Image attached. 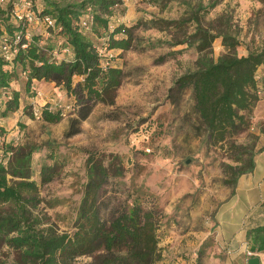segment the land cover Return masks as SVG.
Masks as SVG:
<instances>
[{
	"label": "rangeland",
	"instance_id": "rangeland-1",
	"mask_svg": "<svg viewBox=\"0 0 264 264\" xmlns=\"http://www.w3.org/2000/svg\"><path fill=\"white\" fill-rule=\"evenodd\" d=\"M46 1L66 4L81 0H35L36 9L41 10ZM112 1L115 4L101 7L100 12L112 27L123 24L132 28V43L110 47L104 34L94 30L85 34L104 61L123 70L114 103L85 101L79 96L78 103L55 82H39L30 92L32 87H26V76L19 70L13 85L21 92L22 105L31 103L28 111H39L49 103L52 110L62 112V117L58 122H46L19 109L0 119V147L12 139L39 146L29 178L37 182V199L29 206L37 218L36 226L58 233L74 231L86 182V158L93 153L105 164L116 159L123 169L121 176L110 177L99 192L98 208L104 223L128 208L135 198L144 209L154 207L162 255L154 264H247L255 256L264 264V252L248 250L245 240L236 241L235 234H229L232 228L241 229V233L256 218L264 220V151L255 153L253 171L242 174L232 192V187L222 182V163H234L229 145L209 144L192 90L175 86L177 77L196 68L195 47L186 43L147 46L148 39L170 41L172 36L182 38V31L190 33L194 21L182 28L172 22L188 17L199 0ZM7 3L5 0L3 6ZM23 9L18 4L16 10ZM198 17L205 27L230 30L239 40L238 55L264 46V0H222L212 9L200 10ZM164 19L169 22L163 23ZM151 21L162 29L148 25ZM28 31L29 35L42 32L44 39L47 35L44 25ZM99 31L102 33L103 28ZM52 34L51 57L70 59L71 52L62 49L64 38ZM212 48L214 59L227 51L220 37L214 39ZM81 78L74 76V84ZM256 79L260 99L251 112L250 127L232 139L254 146L255 151L264 143V67L257 69ZM54 160L57 174L41 183V165ZM15 259V249L0 248V264H14ZM92 259L83 255L72 264Z\"/></svg>",
	"mask_w": 264,
	"mask_h": 264
},
{
	"label": "trees",
	"instance_id": "trees-1",
	"mask_svg": "<svg viewBox=\"0 0 264 264\" xmlns=\"http://www.w3.org/2000/svg\"><path fill=\"white\" fill-rule=\"evenodd\" d=\"M221 1L205 0L203 3L199 0L188 17L172 22L182 28L194 21L190 33L182 31V38L172 36L174 40L170 41L148 39L147 46L186 43L195 47L196 68L177 77L175 86L192 90L194 107L206 128L209 144L229 145L234 163H222V182L232 187L233 192L239 177L253 171L255 153L264 151V143L255 151L254 146L232 140L250 127L251 112L260 99L256 71L264 67V46L250 48L247 54L238 55L239 40L230 30L205 27L200 23L198 12L212 9ZM4 2L0 1L1 120L19 109L46 122H58L62 117V112L52 110L49 103L39 111H28L30 102L27 106L22 105L21 92L13 85L19 70L26 76V87H32L30 92H34L36 81L41 80L55 82L76 99L79 96L85 101L114 103L123 70L104 61L101 51L85 34L91 30L100 36L104 34L110 47L132 43V28L123 24L112 27L109 19L100 12L101 7L109 8L114 1L81 0L66 4L46 1L41 10L36 9L35 0H8L3 6ZM18 4L24 7L23 11L16 10ZM168 22L163 20V23ZM40 25L45 26V39L42 32L29 35V29ZM148 25L162 29L152 21ZM99 27L103 28L102 33ZM53 32L64 38L62 49L64 53L71 52L70 59L57 60L49 54L53 49L49 39ZM217 37L221 38L227 51L214 59L212 43ZM74 76L82 78L74 84ZM261 133L264 134V128ZM17 143L12 139L0 147V248L5 245L15 249L14 264H72L83 255L93 257L84 264H154L161 259L154 207L144 209L141 201L135 198L108 224L101 220L99 192L110 177L121 176L123 169L116 159L105 164L98 154L90 153L86 158V182L74 231L58 233L36 226L37 218L29 211V206L37 199V182L29 178L33 154L39 146L30 141ZM56 162L41 165V183L51 181L57 174ZM261 205L264 211V200ZM245 241L248 250L264 252V221L246 228ZM197 259L199 261L200 256Z\"/></svg>",
	"mask_w": 264,
	"mask_h": 264
},
{
	"label": "crops",
	"instance_id": "crops-1",
	"mask_svg": "<svg viewBox=\"0 0 264 264\" xmlns=\"http://www.w3.org/2000/svg\"><path fill=\"white\" fill-rule=\"evenodd\" d=\"M39 82H44L45 83V81H36V85L39 83ZM46 83H48V82H46ZM247 211H248V209H246L245 211H244V213H243V215H242V221H241V224H243V219H244V215H245V213H247ZM262 211H263V209H262ZM263 214V213H262ZM264 220H263V218H256V220H255V222L251 225V226H253V225H256V224H258V223H262ZM240 224V228L242 227V225ZM232 230V232H230L229 231V234L231 233V234H235L234 235V240H236V241H239V242H241V241H244L245 240V230L246 229H244L241 233H239V230H241V229H239V230H237V228L236 229H231Z\"/></svg>",
	"mask_w": 264,
	"mask_h": 264
},
{
	"label": "water",
	"instance_id": "water-1",
	"mask_svg": "<svg viewBox=\"0 0 264 264\" xmlns=\"http://www.w3.org/2000/svg\"><path fill=\"white\" fill-rule=\"evenodd\" d=\"M247 264H260V258L258 256L250 257L247 260Z\"/></svg>",
	"mask_w": 264,
	"mask_h": 264
},
{
	"label": "built area",
	"instance_id": "built-area-1",
	"mask_svg": "<svg viewBox=\"0 0 264 264\" xmlns=\"http://www.w3.org/2000/svg\"><path fill=\"white\" fill-rule=\"evenodd\" d=\"M0 1H1V0H0ZM27 16H28V18L30 19V14H29V13H27ZM83 24L86 25V22L84 21ZM4 49H5V52H8V49H6V48H4ZM248 253H249L250 255H252V252L248 251Z\"/></svg>",
	"mask_w": 264,
	"mask_h": 264
}]
</instances>
